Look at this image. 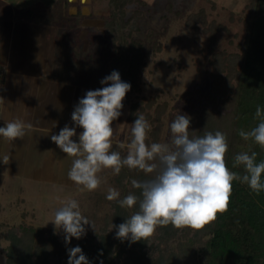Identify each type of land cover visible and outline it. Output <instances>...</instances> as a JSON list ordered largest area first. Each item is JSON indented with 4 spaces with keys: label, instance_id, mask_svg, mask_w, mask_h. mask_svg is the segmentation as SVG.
Instances as JSON below:
<instances>
[{
    "label": "rangeland",
    "instance_id": "1",
    "mask_svg": "<svg viewBox=\"0 0 264 264\" xmlns=\"http://www.w3.org/2000/svg\"><path fill=\"white\" fill-rule=\"evenodd\" d=\"M32 1L41 10L47 8L50 2L51 4L54 2V0ZM70 1L72 2L70 5L67 3L64 5L63 2L58 7L57 19H52V23L55 24L52 26L58 28L59 37L67 30L73 31L75 58L82 55L88 56L85 63H70L69 67H65L63 71L73 72V74L83 73V77H78L83 82V86L81 84L80 86L88 87L87 91L96 90L105 86L100 81L111 74L114 68L113 46L105 28L110 10L109 0ZM145 1L144 4L132 2L125 6L127 16L138 13V29H135L133 35L139 38L143 45L136 83L126 93L127 102L121 109L122 114L112 123L114 129L112 142L119 145L123 143L125 147L121 149L125 155L127 154L126 146L132 139L130 128L133 121L129 114L130 104L136 103V110L145 118L146 113L154 115L157 105L164 106L159 120L151 122L146 118L150 125L147 136L154 129L153 126L160 123L156 143H168L171 121L178 114L185 115L190 108L201 110L205 105L206 95L213 82L211 73L215 71L212 61L216 60H213V55L221 52L226 54L239 52V44L243 42L248 25L253 20V14L247 8L249 0ZM78 12L82 17L78 16ZM201 12L204 14V21L197 20L192 24L191 19L196 20V16ZM214 26H219L218 30L214 31ZM0 69L4 71V68L0 67ZM63 71L57 70L58 73L55 74L51 83V87H56L59 91L57 104L54 103L55 111L59 113L56 120L61 124L60 126L67 124L74 127L71 114L74 111L75 99H71L74 94L72 93L70 97L68 92L72 89L74 91V87L70 84L71 82L66 83L64 78L66 76H62ZM149 100L153 101L148 105ZM39 117L35 118L40 120ZM73 159L70 157L67 165L64 158L63 165L64 168L66 167L64 169L66 172L70 170ZM32 162L35 163L33 154L28 158L27 167L35 165ZM131 174L149 175L142 170L128 168L124 178L121 172L116 175L113 169L104 168L97 173L101 184L94 191H88L83 186L76 185L68 177L63 178L64 180L41 181L40 179L24 180V176H7L2 179L0 175V188L3 187L2 189L6 190L4 195L0 196V264H8L7 247L10 242L7 234L19 233L22 225L43 227L46 230L43 234L45 237L57 236L58 243L65 248L68 245L65 243V233L51 221L54 220L55 211L63 207L64 203L70 199L78 202L81 214L87 217L96 229L94 231L91 225H86V235L80 239L73 237L71 242L73 240L83 242L84 239L107 241L111 238L114 240L116 228L111 229V226L124 223L127 217L139 211V200L129 209L119 206L120 196L113 201L107 200L106 196L110 187L119 191L120 195L126 194L129 189L134 192V187L129 180ZM19 191L22 192L21 195ZM18 196L23 197L25 201L16 203ZM137 197H140V194ZM113 211L119 213L114 214ZM171 227H173L171 224L158 226L155 233L147 240L134 243L124 240L122 243L127 244L125 246L127 251L144 252V256L147 255L151 260L156 261L160 254L175 247L173 243L166 244L167 234H172ZM55 256L56 254L52 255L53 258Z\"/></svg>",
    "mask_w": 264,
    "mask_h": 264
},
{
    "label": "clouds",
    "instance_id": "2",
    "mask_svg": "<svg viewBox=\"0 0 264 264\" xmlns=\"http://www.w3.org/2000/svg\"><path fill=\"white\" fill-rule=\"evenodd\" d=\"M100 83L105 86L87 91L74 107L71 114L74 127L66 124L50 138L67 157L74 158L68 179L88 191L100 186L97 173L104 168L113 169L116 175L125 166L146 174L155 173L148 180H132V186L140 190V197L129 194L119 200L120 206L127 208H132L139 200V211L126 218L124 223L111 226V229L116 228L115 238L132 243L147 240L158 226L169 224L176 229L200 231L215 222L218 213L228 210L234 180L246 183L257 195L264 191L261 180L264 161L256 163V152L235 156L233 167L243 166V176L230 171L225 163L226 135L216 131L190 138L187 115L178 114L171 121L168 143L149 146L146 137L150 125L141 114L131 124L132 139L126 146V156L122 158L120 152L111 151L112 123L122 114V101L131 85L122 81L115 70ZM255 118L259 120L258 125L249 131L240 130L239 135L264 148V109L258 106ZM77 128L83 129L78 136L79 142L73 140ZM31 129V124L26 125L20 119L7 121L0 127V137L8 141L23 139ZM119 147L125 145L121 143ZM9 160V155L0 156V162L5 165ZM119 196V191L110 187L106 199L113 201ZM51 222L63 230L66 244L73 237L80 239L86 235V225L96 231L94 224L81 214L78 202L72 199L55 211ZM68 255V264H90L79 246L68 249Z\"/></svg>",
    "mask_w": 264,
    "mask_h": 264
},
{
    "label": "trees",
    "instance_id": "3",
    "mask_svg": "<svg viewBox=\"0 0 264 264\" xmlns=\"http://www.w3.org/2000/svg\"><path fill=\"white\" fill-rule=\"evenodd\" d=\"M63 2L69 5L67 0H57L55 9L58 10ZM132 2L144 4L146 1L109 0L110 10L105 23L114 51L112 71H118L121 80L131 86L136 83L143 54L142 41L133 35L138 29V13L127 16L125 11V6ZM247 8L253 14V20L248 25L243 42L239 44L240 51L213 55V60H216L212 61L215 71L211 73L213 82L206 95V103L201 110L190 108L185 114L190 118V138L202 137L206 132L214 134L216 131L226 135V166L240 176L245 174L243 166L233 167L237 154L247 152L251 155L256 152V163L264 161V148L239 135L240 130L249 131L258 125L256 109L258 106L264 109V0H249ZM78 16L82 17L79 12ZM191 20L192 24L197 20L204 21L203 12L196 16V20ZM218 27L214 26L213 30H218ZM152 101L149 100L148 105ZM126 102L124 98L122 104ZM163 109L164 106L157 105L154 115L146 113V118L151 122L159 120ZM129 114L133 122L140 115L136 103L130 104ZM160 126V123L153 126L154 129L146 137V144L157 142ZM111 151L120 152L122 158L126 156L118 143L112 142ZM127 170L128 167H122V177L126 178ZM154 175L131 174L129 180L132 182L137 177V181H144ZM261 180L264 182V173ZM129 194L138 196L140 190L134 188L133 192L129 189L126 194L120 195V199ZM171 228L172 234L166 231V244L173 243L175 247L153 261L147 255L144 256V252L127 251V244L117 238L107 241L73 240L62 248L57 236L47 238L43 235L46 231L43 227L22 225L19 233L7 234L10 242L7 263L68 264V249L79 246L90 264H264V191L257 195L246 183L234 180L228 210L218 213L215 222L200 231ZM53 254H56L54 258Z\"/></svg>",
    "mask_w": 264,
    "mask_h": 264
},
{
    "label": "crops",
    "instance_id": "4",
    "mask_svg": "<svg viewBox=\"0 0 264 264\" xmlns=\"http://www.w3.org/2000/svg\"><path fill=\"white\" fill-rule=\"evenodd\" d=\"M56 1L41 10L32 0H0V67L4 68L0 75V127L15 119L32 125L23 139L8 141L0 137V156H10L7 165L0 162L2 179L24 176V180L56 181L68 177L63 160L66 158L67 162L70 157L50 138L65 126H60L56 120L59 113L54 103L57 104L59 91L52 88L51 83L57 70H65L70 63H85L88 55L75 58L73 31L67 30L59 37L58 28L52 26L55 25L52 19H57ZM62 76L74 87V91L68 92L70 97L74 94L71 99H75V107L89 89L81 87L83 82L78 77H83V73L64 72ZM36 116H40V120ZM76 131L73 140L79 142L78 136L83 129ZM31 154L35 156V163L32 162L35 165L27 167ZM2 188L0 196L6 192ZM24 201L18 196L16 203Z\"/></svg>",
    "mask_w": 264,
    "mask_h": 264
},
{
    "label": "built area",
    "instance_id": "5",
    "mask_svg": "<svg viewBox=\"0 0 264 264\" xmlns=\"http://www.w3.org/2000/svg\"><path fill=\"white\" fill-rule=\"evenodd\" d=\"M2 73H3V71H2V69H0V75H2Z\"/></svg>",
    "mask_w": 264,
    "mask_h": 264
}]
</instances>
